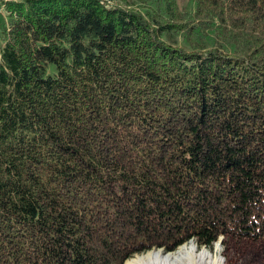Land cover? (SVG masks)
Segmentation results:
<instances>
[{
	"label": "trees",
	"instance_id": "1",
	"mask_svg": "<svg viewBox=\"0 0 264 264\" xmlns=\"http://www.w3.org/2000/svg\"><path fill=\"white\" fill-rule=\"evenodd\" d=\"M187 1H2L0 264L264 245V0Z\"/></svg>",
	"mask_w": 264,
	"mask_h": 264
},
{
	"label": "rangeland",
	"instance_id": "2",
	"mask_svg": "<svg viewBox=\"0 0 264 264\" xmlns=\"http://www.w3.org/2000/svg\"><path fill=\"white\" fill-rule=\"evenodd\" d=\"M2 1L3 0H0V23L1 22L3 23L4 17H5L4 8L2 6ZM178 5L180 8H185L187 11H191L192 5L187 0H178ZM199 34H201V36L198 38H200V40L204 42L203 44L208 47L211 45L212 41L215 39V34H213L212 30L210 29L201 30ZM216 40L217 39H215V41ZM177 42L179 44H184V42L181 40L180 37L177 39ZM1 44L2 42L0 39V46ZM185 46L187 47L188 45L185 44ZM190 241L194 242L197 249L206 248L211 252L214 250V247L216 244L218 249H217V252L214 253V256L219 258L220 264H264V245H262L261 243L257 241H252L249 239L236 240L233 238L220 236L210 247L198 246V244L195 242L194 239H190L189 241L185 243H189ZM153 250L154 251L159 250L165 254L174 251V250L165 251L163 248H152L148 251H153ZM148 251L134 254L130 258H133L136 255L147 253Z\"/></svg>",
	"mask_w": 264,
	"mask_h": 264
},
{
	"label": "bare ground",
	"instance_id": "3",
	"mask_svg": "<svg viewBox=\"0 0 264 264\" xmlns=\"http://www.w3.org/2000/svg\"><path fill=\"white\" fill-rule=\"evenodd\" d=\"M217 249L216 244L212 252L206 248L197 249L190 241L167 254L153 250L136 255L126 260L125 264H220L219 258L214 256Z\"/></svg>",
	"mask_w": 264,
	"mask_h": 264
},
{
	"label": "water",
	"instance_id": "4",
	"mask_svg": "<svg viewBox=\"0 0 264 264\" xmlns=\"http://www.w3.org/2000/svg\"><path fill=\"white\" fill-rule=\"evenodd\" d=\"M161 250V249H160ZM162 251V250H161Z\"/></svg>",
	"mask_w": 264,
	"mask_h": 264
}]
</instances>
